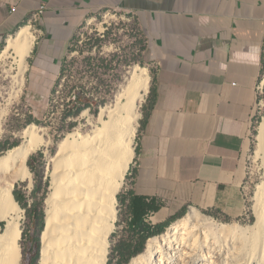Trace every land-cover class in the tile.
Instances as JSON below:
<instances>
[{"label": "crops", "instance_id": "obj_1", "mask_svg": "<svg viewBox=\"0 0 264 264\" xmlns=\"http://www.w3.org/2000/svg\"><path fill=\"white\" fill-rule=\"evenodd\" d=\"M42 8L29 74L34 96L58 80L90 16L132 15L146 36L153 78L130 189L160 207L147 221L186 208L240 217L263 73L264 0H0V48Z\"/></svg>", "mask_w": 264, "mask_h": 264}, {"label": "bare ground", "instance_id": "obj_2", "mask_svg": "<svg viewBox=\"0 0 264 264\" xmlns=\"http://www.w3.org/2000/svg\"><path fill=\"white\" fill-rule=\"evenodd\" d=\"M35 34L30 25L23 27L9 37L0 54V65L15 56L20 78L16 98L26 85L27 59L36 43ZM149 89L148 71L135 67L114 104L103 108L98 120L89 117L85 128L68 134L58 144L51 159L53 185L46 204L40 264H109L119 222L118 197L136 158L135 140L142 116L139 110ZM7 114L8 110H3L2 116ZM20 135L24 139L21 146L0 154V223L5 222L4 229L0 228V264L22 262V210L15 188L31 180L30 156L42 147L53 146L47 128L31 125ZM257 138L264 161V121ZM255 202L257 222L252 230L219 226L191 213L149 242L148 262L166 264L168 252L173 258L178 254L174 250L182 245L203 251L209 240L218 244L239 235L245 248L242 264H264V182L257 189Z\"/></svg>", "mask_w": 264, "mask_h": 264}, {"label": "rangeland", "instance_id": "obj_3", "mask_svg": "<svg viewBox=\"0 0 264 264\" xmlns=\"http://www.w3.org/2000/svg\"><path fill=\"white\" fill-rule=\"evenodd\" d=\"M39 22L40 18L31 16L29 21L10 37L29 25L33 27L34 32L37 31L35 35L39 37ZM8 39L1 46L0 54L5 49ZM146 49V36L132 15L107 11L90 16L77 30L68 48L61 75L44 96H34L29 89L32 54L27 59L25 88L17 98L20 78L15 56L0 65V154L21 146L24 139L20 134L31 125L47 128L53 141L51 148L42 147L30 156L28 167L31 180L20 182L15 188V192L26 197L23 205L17 202L22 210L23 225L21 264H40L42 258L46 204L53 185L51 159L56 156L58 144L68 134L85 128L89 117L98 120L101 110L114 104L135 67L139 66L148 71L151 87L153 69L145 60ZM262 62L263 73L258 84V100L251 132L252 145L242 161L244 179L240 193L244 203L243 214L232 218L220 211L186 208L164 222L159 223L156 220L152 226L159 232L141 244V238L129 228L131 215L128 206L132 192L130 169L118 197L119 222L112 238L109 264H156V261L148 262L149 242L165 235L174 224L187 218L191 213L198 214L205 221H214L219 226H237L243 231L252 230V226L257 222L254 211L255 197L258 187L264 182V161L257 138L259 127L264 121V52ZM147 97L148 95L139 110L142 116L137 127L136 154ZM3 110H8L6 116H2ZM83 131L86 132V129ZM147 222L152 224L151 221ZM4 226L5 222H1L0 228L4 229ZM209 241L210 245L202 249L203 251L182 245L180 250H174L178 254L173 258H170L168 252L166 264H191L192 261L195 264H242L245 253L242 237L237 235L234 240L227 237L218 244ZM132 254L135 255L131 257Z\"/></svg>", "mask_w": 264, "mask_h": 264}, {"label": "trees", "instance_id": "obj_4", "mask_svg": "<svg viewBox=\"0 0 264 264\" xmlns=\"http://www.w3.org/2000/svg\"><path fill=\"white\" fill-rule=\"evenodd\" d=\"M14 195L17 202L21 205L25 203L26 197L24 194L15 192ZM128 208L131 215V220L129 222L130 231L141 238V244H143L147 238L159 232L158 230L156 231L157 228H153L152 224H148L146 219L150 212H158L160 207L150 204L147 199L137 197L131 192ZM133 255L135 254H132L131 257Z\"/></svg>", "mask_w": 264, "mask_h": 264}, {"label": "built area", "instance_id": "obj_5", "mask_svg": "<svg viewBox=\"0 0 264 264\" xmlns=\"http://www.w3.org/2000/svg\"><path fill=\"white\" fill-rule=\"evenodd\" d=\"M44 8H42L37 14H35L36 18H40L41 15L43 14ZM264 52V51H263ZM259 90V88H257V91ZM147 221V220H146Z\"/></svg>", "mask_w": 264, "mask_h": 264}]
</instances>
